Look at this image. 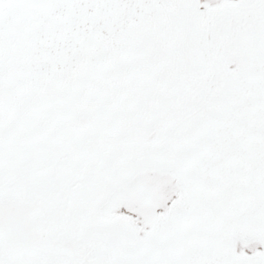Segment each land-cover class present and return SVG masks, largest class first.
<instances>
[{
  "label": "snow or ice",
  "instance_id": "obj_1",
  "mask_svg": "<svg viewBox=\"0 0 264 264\" xmlns=\"http://www.w3.org/2000/svg\"><path fill=\"white\" fill-rule=\"evenodd\" d=\"M0 264H264V0H0Z\"/></svg>",
  "mask_w": 264,
  "mask_h": 264
}]
</instances>
